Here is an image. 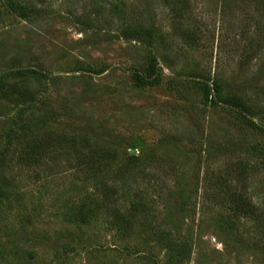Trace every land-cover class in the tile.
Returning <instances> with one entry per match:
<instances>
[{
	"label": "rangeland",
	"instance_id": "374dc122",
	"mask_svg": "<svg viewBox=\"0 0 264 264\" xmlns=\"http://www.w3.org/2000/svg\"><path fill=\"white\" fill-rule=\"evenodd\" d=\"M140 25L149 44L129 33ZM263 34L248 0H0V264H264V234L226 203L237 190L264 200L245 152L264 147ZM43 120L160 164L108 200L70 147L22 161Z\"/></svg>",
	"mask_w": 264,
	"mask_h": 264
},
{
	"label": "trees",
	"instance_id": "16d2710c",
	"mask_svg": "<svg viewBox=\"0 0 264 264\" xmlns=\"http://www.w3.org/2000/svg\"><path fill=\"white\" fill-rule=\"evenodd\" d=\"M248 1L255 6V8L259 12V15L261 17H264V0ZM12 9L23 18L29 16L28 12L24 10L22 6L14 5L12 6ZM129 33H131V35L135 37L143 38L147 41L148 44L150 43L153 36L152 28L141 25L137 26L136 28L130 29ZM249 42H251V40ZM258 43V51L260 49L264 50V34L262 37L259 38ZM257 60L259 62L258 65L260 67L259 72H262L264 70V58L258 57ZM213 85L215 86L216 83L214 82ZM13 89H16L15 86L13 87ZM6 91L7 90H5L3 81L1 82L0 79V92L6 94ZM24 92L25 96L28 97V101H33L35 99L32 94V91L24 90ZM227 103L235 107L238 111L242 113H247L250 110V108L245 104V101H243L241 97L235 95L228 97ZM47 123L48 122L43 120L41 124H36L34 126L38 128L47 129L44 131L43 134H40L35 128L32 130V133L30 135V142L26 144L28 151L26 150V153L23 154L22 161L24 160V162L29 163L31 162V159L38 160L39 158H36L33 155L36 152H40L39 149L41 147V149L44 150V147H47L48 145L59 146V149H61L62 151L63 147H66V149L70 147L73 151H78L80 156V160H78V163H80V167H82L84 171H88V173H91L93 170H95V172H98L94 173V176L88 174L86 175V177L88 179V182L91 181L95 186H103V188H101L104 192L105 197L108 200L110 197H114L117 195L119 183L122 184L123 182H125V179L127 177L146 176L150 171L148 169L154 168V165H152V163L158 162L160 164L158 159L153 158L154 150L152 149L147 152H142L141 154H135L134 152H126L125 154L121 155L109 143L96 142L95 139H93L92 136H89V134L87 133L83 135L66 134L57 129H52L51 126H49ZM219 150L223 151L224 154H231L232 146L229 144H221L218 148V151ZM245 152H247L250 156L252 154V156H254V158L256 159H260V167H251L252 172L257 171L260 168L264 169V147L252 146L249 150H245ZM30 157L32 158L29 159ZM203 161L207 162L208 159H206L205 157L204 159H201L197 164L198 168L203 165ZM108 162H111L112 164L111 168L107 169L105 168V165ZM3 163V155H0V169ZM172 168L178 170L180 169V165L171 164L170 169ZM237 172L238 171H236V173ZM110 175H113L115 177V183L112 182L110 184H107L104 179L109 177ZM3 195V188L0 184V202ZM227 198L228 199L226 200V203L228 204L229 209L240 213L241 216L251 219L256 225L257 232L260 233L261 231L264 234V217H262V212L260 211V209L264 206V200H262L260 203H257V201L254 200L252 201V198L244 195L242 190L230 192ZM86 209L82 211V215L84 218L88 217L89 215H92V212L94 211L89 208ZM132 209L134 212L143 211V207H141L140 205L138 206V208L132 207ZM114 216H116V223H118V225L122 226L123 228L131 225L132 220L128 217L118 216L117 213L114 214ZM183 248L184 247L181 245L180 247H178L179 250H177V253L179 255L184 252Z\"/></svg>",
	"mask_w": 264,
	"mask_h": 264
}]
</instances>
